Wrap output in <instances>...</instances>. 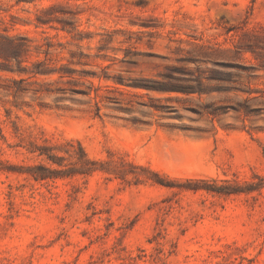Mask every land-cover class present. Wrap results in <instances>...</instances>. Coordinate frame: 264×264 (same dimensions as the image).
<instances>
[{"label":"rangeland","instance_id":"374dc122","mask_svg":"<svg viewBox=\"0 0 264 264\" xmlns=\"http://www.w3.org/2000/svg\"><path fill=\"white\" fill-rule=\"evenodd\" d=\"M8 38L0 264H264V0H0Z\"/></svg>","mask_w":264,"mask_h":264},{"label":"trees","instance_id":"16d2710c","mask_svg":"<svg viewBox=\"0 0 264 264\" xmlns=\"http://www.w3.org/2000/svg\"><path fill=\"white\" fill-rule=\"evenodd\" d=\"M6 43L10 45V48L7 46H4L2 43H0V57H2L6 61H11V60H19L22 62V52L25 50L22 38H8L5 40ZM51 45H49L50 48ZM12 71H17L19 73H27L30 74L29 77H34L38 79L41 76H49L53 75L55 73L59 74L60 78H63L65 76H71L72 73L76 72L74 69H70L67 65H62L61 67H56L52 65L51 60H48L47 58L45 59H37L35 62L32 63L31 66H21L18 67L17 69H10ZM25 81L24 77L20 78V82ZM49 84H52V82H49ZM132 86H137V87H143L146 89H152V90H160V91H165V90H172L168 89L167 87H164L160 84L156 83H149L147 81H137L131 83ZM72 92L74 93H87L84 89H80L78 87H73ZM46 91L48 93H59V92H66L65 87H51L48 86L46 88Z\"/></svg>","mask_w":264,"mask_h":264}]
</instances>
